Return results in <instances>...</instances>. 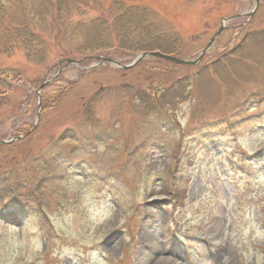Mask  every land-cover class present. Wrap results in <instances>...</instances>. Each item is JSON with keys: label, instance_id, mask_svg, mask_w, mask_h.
<instances>
[{"label": "rangeland", "instance_id": "1", "mask_svg": "<svg viewBox=\"0 0 264 264\" xmlns=\"http://www.w3.org/2000/svg\"><path fill=\"white\" fill-rule=\"evenodd\" d=\"M255 2L129 0L146 6V19L177 38L173 56L195 58L223 29L196 66L146 57L127 69L93 58L107 55L122 64L135 58L114 35L111 49L86 57L53 14L37 23L28 8L13 7L45 47L33 58L0 38V139L23 135L0 146V174L17 160L49 153L66 129L90 135L81 149L62 152L41 190L44 223L34 215L3 220L0 213V264H264V102L249 104L225 132L191 127L201 118L214 120L220 102L264 92V43L249 44L241 58L233 55L239 63L224 58L247 34L264 32V0L254 9ZM83 9L70 23L99 17L111 24L118 12L111 0H85ZM62 58L83 61L58 71ZM215 60L220 75H198ZM183 77L191 80L188 94L170 100L169 117L144 110L135 98L137 90ZM44 80L51 81L38 98L35 89ZM177 148L179 165L188 164L189 153L192 165L175 199L162 173L173 166ZM60 194L67 197L61 207Z\"/></svg>", "mask_w": 264, "mask_h": 264}, {"label": "trees", "instance_id": "2", "mask_svg": "<svg viewBox=\"0 0 264 264\" xmlns=\"http://www.w3.org/2000/svg\"><path fill=\"white\" fill-rule=\"evenodd\" d=\"M128 1L111 0V4L118 12H116V16L109 24L107 20L99 17L70 23L71 17L84 14L85 0H54L50 4L48 0H15V3L12 0H0V38L4 40L6 48L10 42H16L26 49L28 57H42L41 52L44 50L45 42L38 32L32 30L24 20L23 14H17L14 11L13 7L18 6L19 8H28L33 20L37 23H41L46 16L53 14L55 21L60 22L61 27L59 29H63L62 33L75 35L76 39L82 43L83 53H87L86 57L92 56L90 54L97 51L111 49L112 35L115 36L122 49H128L133 54L152 50H159L169 54L175 52L174 46L178 41L177 38L169 33L162 32L153 22L146 19L149 17L146 6L128 3ZM148 29L152 30L151 34ZM247 35L248 38H243L242 42L236 45L232 52L230 51V53L225 55L226 57L224 56L228 63L231 60L239 63L238 57L241 58L240 54L245 51V47H248L249 44H255V42L264 43V32ZM220 66V61L215 60L208 67L199 71L198 75H202L205 72L217 75V67ZM228 72L225 69V74H228ZM220 74L219 72L218 75ZM192 77L193 80L196 79L197 74ZM190 81L189 77H183L174 80L167 87H150L144 90H137L135 98L139 102L141 101L144 110L155 112L161 117H169L170 108L174 104L170 100L183 101L188 94L191 85ZM0 84H5L4 79L0 78ZM218 102L220 100L216 103ZM258 102H264V92L253 91L244 99L234 103L220 102L213 107L215 110L214 120L208 121L201 118L191 127L205 128L201 131L204 134L207 133V129L214 127L219 129V132H225L238 123V120H240L238 119L239 115L245 111L249 104ZM88 135H90L89 130L87 129L83 132L81 127L66 129L54 141V146L51 147L53 150L49 153H40L38 157L31 159V161L20 162L17 160L9 170L0 174V213H2L3 219L17 220L21 219L23 215H34L40 222L44 223L48 206L41 190L51 182L50 178L53 177L54 170L61 165L60 157L62 152L69 148L81 149L82 145L88 143ZM180 136H183V134H180ZM201 138L197 139L201 140ZM195 142L196 145V139ZM69 144H71L70 147ZM56 149H59V151ZM174 155L175 162H173V166L167 168L162 173V176L168 182V191L177 199L180 194L177 184L179 180L187 176V172L192 165V159L189 153L185 155L188 164L179 165L181 153L178 148ZM65 156L66 154L64 153ZM66 198L65 195L62 198V194H60L59 207H61L62 202H66ZM5 210H7V213L3 212Z\"/></svg>", "mask_w": 264, "mask_h": 264}, {"label": "water", "instance_id": "3", "mask_svg": "<svg viewBox=\"0 0 264 264\" xmlns=\"http://www.w3.org/2000/svg\"><path fill=\"white\" fill-rule=\"evenodd\" d=\"M257 3H258V0H256V6H257ZM233 17H230L228 19H232ZM227 19V20H228ZM222 31V26L219 27V29L215 32V34L210 38V40L207 42L206 46L202 49V51L198 54V56L196 57V59L194 60H185V59H180V58H177V57H174L172 55H168V54H163V53H160L158 51H153V52H142V53H139L135 58L134 60L130 63V64H127V65H122L121 63L111 59L110 57L108 56H102V57H97V58H100L102 60V63L103 62H109L111 63L112 65L116 66V67H121V68H129L131 66H133L134 64H136L140 59L144 58L145 56H157V57H160V58H163L169 62H172V63H177V64H186V65H192V64H195L197 63L201 57L203 56V54L205 53V51L208 49V47L210 46V44L212 43V41L214 40V38ZM66 61V65H69V64H75L77 65L78 64V60H75V59H70V58H66L64 59ZM61 62V61H59ZM49 81H44L42 82L38 87L37 89L35 90V93L37 94V96L39 95V91L42 89V87H44ZM20 137H16V138H11L9 140H0V143H7V142H11V141H14L16 139H18Z\"/></svg>", "mask_w": 264, "mask_h": 264}, {"label": "bare ground", "instance_id": "4", "mask_svg": "<svg viewBox=\"0 0 264 264\" xmlns=\"http://www.w3.org/2000/svg\"><path fill=\"white\" fill-rule=\"evenodd\" d=\"M78 61H79V62H78L77 65L79 66V64L83 61V59H78ZM170 63H171V62H170ZM173 64H177V63H173ZM88 67H90V66H88ZM83 68H84V67H83ZM86 68H87V67H86Z\"/></svg>", "mask_w": 264, "mask_h": 264}]
</instances>
